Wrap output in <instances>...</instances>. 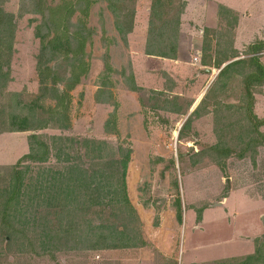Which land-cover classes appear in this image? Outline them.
I'll return each instance as SVG.
<instances>
[{"label":"rangeland","instance_id":"obj_1","mask_svg":"<svg viewBox=\"0 0 264 264\" xmlns=\"http://www.w3.org/2000/svg\"><path fill=\"white\" fill-rule=\"evenodd\" d=\"M46 1L54 4L59 0ZM190 1L200 9L197 13L200 22L190 21L189 26L195 27L197 34V30H202L209 38L219 40L220 51L229 53L237 46L234 49L238 55L247 57V47L264 39V0ZM137 2L128 4L127 9L134 6L136 11ZM33 7L30 0H0V9L12 13L16 24L12 53L2 58V62L7 61L5 69H9V79L0 88V134L5 133L0 135V210L14 185L11 166L29 152L28 135L33 132L7 131L10 112L18 101L29 104L38 92L35 70L38 41L29 22L38 15L26 12ZM87 22L95 32L92 43L86 47L90 68L71 92L70 125L59 129L51 124L37 130L49 145L55 135L67 140L61 145L59 156V150L52 149L45 162L26 159L18 166L22 171L21 202L13 201L9 209L15 215L11 220L18 231L16 237L6 240L0 227V264H136V254L155 255L157 264H187L189 260L194 264H217L224 257L227 258L220 260L221 264H232L236 259L228 256L249 251L253 244L263 252L264 235H253L264 231V126L259 127L263 134V141L259 142L258 134L252 132L245 117L242 77L234 73L214 83L218 69L202 65L200 69L208 67L212 72L197 76L196 66L187 64V68L174 71L171 85L170 79L164 77L165 87L170 88L167 91L162 90L165 87L159 71H154L152 76L147 74L149 81L141 75L146 84L138 91H129L121 71L125 70L126 74L132 71L135 76L136 62L140 64V60H135L136 46L134 51L128 49L105 0H97L92 5ZM210 47L214 49L213 45ZM105 52L114 72L110 74L109 86H102L104 91L96 100L94 92L100 84ZM193 53L194 50L186 53L184 60ZM258 57L264 64V51ZM254 98L253 112L258 118H264V83L255 89ZM197 100V110L192 113L195 109L190 111L192 104ZM49 102L45 100V104ZM114 103L117 104L118 134L104 129ZM188 116L189 122L182 127ZM249 136L258 142L254 139L255 152L247 144ZM92 140L106 144L92 143ZM217 143L229 147L231 152L222 156V150H211ZM119 145L132 150L126 171L127 194L138 216L136 226L144 244L89 249L84 237L75 241L70 237L52 236L50 230L68 225L69 219L61 218L60 205L64 202L63 195L57 193V185L47 184L48 194L44 192L46 186L42 189L41 180L53 176V173L44 174L43 169L54 172L68 162L103 168L100 191L103 198L97 201H103L104 197V203L111 201V205L103 202L89 205L81 184L80 189L70 193L69 209H73V220L79 222L83 232L91 225L119 226L128 220L123 216L125 211L116 209L112 182H108L112 180L107 161L112 154L118 157ZM178 199L181 223L176 219ZM218 202L221 204H215ZM131 223L135 225L133 220ZM262 257L259 263L263 262Z\"/></svg>","mask_w":264,"mask_h":264},{"label":"trees","instance_id":"obj_2","mask_svg":"<svg viewBox=\"0 0 264 264\" xmlns=\"http://www.w3.org/2000/svg\"><path fill=\"white\" fill-rule=\"evenodd\" d=\"M30 1L33 2L34 7L31 11L25 9L26 12L38 15V18L29 20L33 24V35L38 41V52L35 56L38 92L29 101V104H25L20 99L9 115L10 127L7 131L33 132L28 135L29 152L23 154L11 166L15 175L14 185L4 198L0 210V227L4 231L6 240L8 237L12 240L17 236L18 231L15 227V222L13 223V220H11L15 215L9 211L13 201L16 204L21 202L22 171L18 169V166L26 159L45 162L49 158L52 149H58V156L60 155L62 151L61 145L67 138L58 135L52 136V145H49L40 138L37 130L47 128L51 124H55L59 129H66L70 125L71 92L89 72V53L86 51V47L92 43V35L95 33L88 25L87 19L90 8L97 0H59L54 4L48 3L46 0ZM105 1L108 4V8L112 11L115 27L125 41L126 35L132 30L135 15L134 6L127 9V5L134 3L135 0ZM23 5L26 6L25 3ZM184 6V0H151L145 54L176 58L180 14ZM73 17H75L74 21L72 20ZM15 28L16 24L13 14L6 13L0 9V88L9 79V69H5L7 61L2 62V58L4 55L9 56L12 53ZM212 45L214 49L210 47ZM220 45L219 40L212 37L209 38L207 32L204 31L200 62L203 66H213L218 69L214 83L227 79L234 73L242 77L245 117L252 132L258 134L259 142H261L263 141V134L259 131V127L264 126V118H258L255 115L253 103L255 100V89L264 83V64L258 57L264 51V39L257 40L247 47V52L245 53L248 55L247 57H240L234 48L229 53L220 51L218 49ZM224 63L226 65L222 67ZM103 65L104 68L99 76L100 86L106 87L110 84V74L114 72L107 52H105L103 57ZM62 67L63 69L61 70ZM121 75L126 79V88L131 91L140 90V87L135 83L132 71L126 74L125 70H122ZM103 91L104 89L100 88L96 92V100H98L99 94ZM45 100L50 102L45 104ZM116 106L117 104L114 103V109L104 123L105 131L112 134H118ZM196 110L197 107L192 113H195ZM189 120L190 116H188L182 127L186 126ZM181 129L179 134H181ZM254 139L255 137L249 136L247 144L255 152L258 142L255 139L257 142L255 143ZM91 142L106 144L105 141L92 140ZM210 149L214 151L222 150V156H227L231 152L229 147H222L218 143L212 145ZM117 151L119 153L118 157H113L112 154L107 161V168L110 172L109 178L112 181L105 176L103 178L108 179V182H112L110 183L113 188L111 193L114 196V203L118 205L116 209H119L122 213L125 211L126 214L123 213V216L128 220L119 226L113 225L103 228L102 226L91 225L88 226L86 232H83L79 228V222L73 220L74 214H71L73 209H69V206H71L69 198L72 197L70 193L80 189L81 184L84 185V189L87 192L89 205L103 204L105 197L101 202L97 200L103 198L100 191L103 188L101 176H103L104 169H97V166L92 164L90 167H82L79 163L68 162L67 165L54 172L50 168L43 169L44 174L48 176L53 173V176L44 177L41 180L42 189L46 186L44 192L48 194L47 188L49 187H47V184L53 182V185H57V193L60 196L63 195L64 202L60 205L61 218L69 219L68 225L66 223L59 230L49 229L52 232V236L70 237L75 241L84 237L89 242L87 247L89 249L135 247L138 244H144L136 226L138 216L127 194L126 171L132 150L129 146L119 145ZM76 153H78L77 150ZM45 196L47 195L44 193V196H42L44 201L47 200ZM88 200H85V203ZM110 203L111 201H106L103 205H111ZM21 217L26 218L24 215ZM176 219L181 223L179 199L176 201ZM132 220L135 222L134 226L131 223ZM136 238H138L137 241ZM262 256H264V251L261 252V249L257 247L252 255H248L237 264H244L250 261L251 263L253 262L252 264H264V257ZM260 257L263 258L261 263L258 261L261 259ZM222 262H217V264Z\"/></svg>","mask_w":264,"mask_h":264},{"label":"crops","instance_id":"obj_3","mask_svg":"<svg viewBox=\"0 0 264 264\" xmlns=\"http://www.w3.org/2000/svg\"><path fill=\"white\" fill-rule=\"evenodd\" d=\"M184 1H185V6H184L182 13L180 14V25H179L178 40H177V55H176V58L174 59L145 54L144 50H145L146 40H147V28H148V20H149L150 3L148 0H138V2L136 3V11H135L133 27H132V30L126 35V45H128V49L130 51L131 50L134 51V46H136L135 60L138 62L140 60V64L136 62L135 76L133 73L135 83L137 86L139 87L144 86L146 83L144 82L143 79L146 78L149 81L150 77L147 78V74L152 76L153 75L152 73L154 71H159L160 75L163 76L162 78L163 86L162 87H165L163 83L165 82L164 77L165 78L168 77L170 79V85H171V81L173 80L171 77L174 76V71H179L182 68H187L188 66L187 64L196 66L195 71H196L197 76L199 74L206 75V72H204L205 70L200 69L202 66L200 61H201V50H202V43H203V31L197 30L198 31V34H197L195 27L189 26L190 21H192L193 24H199L200 16L197 13H199L200 9L194 5V2H191L190 0H184ZM225 7L231 8L229 6H225ZM194 9H196V11H193ZM201 20H204L203 15L201 17ZM116 42H119V39H116ZM234 48L238 49L237 46H235ZM108 49H110V45ZM191 50L192 51L194 50L193 56L191 58H188V60H184L185 59L183 58L184 55H186V53H189V51ZM193 57H197V59L194 60L192 59ZM135 60L133 59V62H135ZM110 64L113 67V64L111 61H110ZM103 68H104V65H103ZM141 75H143L145 78H143ZM100 88H103V87L100 86V84H98V86H96L94 95L96 94L97 90H99ZM153 88L156 89V87H153ZM167 89H170V88H166V87L162 88V90L164 91H167ZM127 90L129 89L127 88ZM136 101L138 102L137 97H136ZM137 102L136 104L139 105ZM194 104L195 102L192 104V106ZM0 135L4 136L5 133L0 134ZM24 146L27 147V138H25ZM259 234L264 235V231H261L253 236L256 237ZM254 252H255V247L253 244V248L251 250L246 251V252H238L235 254L233 253V255H231L230 257L228 256V258L236 259V261L232 264H237L240 260H242L243 258H246L248 255H252ZM225 258L227 257H224V259ZM224 259L221 258V259H218L217 261L220 262V260H224ZM156 260L157 259L155 258V255L145 256L143 254L142 255L136 254V264H157ZM193 262L194 261L189 260L187 264H192ZM252 263L250 261L244 264H252Z\"/></svg>","mask_w":264,"mask_h":264},{"label":"water","instance_id":"obj_4","mask_svg":"<svg viewBox=\"0 0 264 264\" xmlns=\"http://www.w3.org/2000/svg\"><path fill=\"white\" fill-rule=\"evenodd\" d=\"M224 65H226V63H224V64L222 65V67H223ZM204 70H205L204 72H206V73H211V72H212V70H211L210 68H208V67H206ZM198 100H199V99H198ZM198 100H197V102H195V104L193 105V107H191V110H190V111H192V110L195 108V106H196L197 103H198ZM227 182H228V179H227ZM215 204H221V202H218V203H215ZM262 223H263V225H264V215H262Z\"/></svg>","mask_w":264,"mask_h":264},{"label":"built area","instance_id":"obj_5","mask_svg":"<svg viewBox=\"0 0 264 264\" xmlns=\"http://www.w3.org/2000/svg\"><path fill=\"white\" fill-rule=\"evenodd\" d=\"M194 59H196V58H194Z\"/></svg>","mask_w":264,"mask_h":264}]
</instances>
